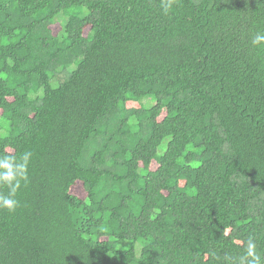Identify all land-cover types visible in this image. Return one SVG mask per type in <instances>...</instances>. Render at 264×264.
I'll return each instance as SVG.
<instances>
[{
  "label": "trees",
  "instance_id": "obj_1",
  "mask_svg": "<svg viewBox=\"0 0 264 264\" xmlns=\"http://www.w3.org/2000/svg\"><path fill=\"white\" fill-rule=\"evenodd\" d=\"M167 2L0 0V264L264 256V0Z\"/></svg>",
  "mask_w": 264,
  "mask_h": 264
},
{
  "label": "clouds",
  "instance_id": "obj_2",
  "mask_svg": "<svg viewBox=\"0 0 264 264\" xmlns=\"http://www.w3.org/2000/svg\"><path fill=\"white\" fill-rule=\"evenodd\" d=\"M172 6V0H168L163 5L165 14L172 9ZM251 43L253 46L264 45V33L257 32ZM23 156L29 163L32 153L25 151ZM16 159L15 156L0 155V182L13 185L10 195L0 196V211H7L8 213H14L20 206V201L17 198L18 192L22 185L28 181V163L14 167L11 162ZM229 264H264V256L258 253L256 240L252 236L246 238L242 253L238 257L229 258Z\"/></svg>",
  "mask_w": 264,
  "mask_h": 264
},
{
  "label": "rangeland",
  "instance_id": "obj_3",
  "mask_svg": "<svg viewBox=\"0 0 264 264\" xmlns=\"http://www.w3.org/2000/svg\"><path fill=\"white\" fill-rule=\"evenodd\" d=\"M144 102L147 103L148 101L144 100ZM167 141H168V139H165V140L160 144L159 149H158V152L161 153V152L165 149ZM72 192L75 193V194H77V195H79V194L82 192L81 187L77 184V185L72 189Z\"/></svg>",
  "mask_w": 264,
  "mask_h": 264
}]
</instances>
